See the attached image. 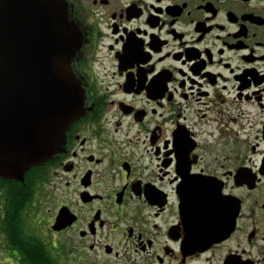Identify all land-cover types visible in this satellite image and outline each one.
I'll list each match as a JSON object with an SVG mask.
<instances>
[{"label":"flooded vegetation","instance_id":"obj_1","mask_svg":"<svg viewBox=\"0 0 264 264\" xmlns=\"http://www.w3.org/2000/svg\"><path fill=\"white\" fill-rule=\"evenodd\" d=\"M62 1L84 113L0 175V264H264V0Z\"/></svg>","mask_w":264,"mask_h":264},{"label":"water","instance_id":"obj_2","mask_svg":"<svg viewBox=\"0 0 264 264\" xmlns=\"http://www.w3.org/2000/svg\"><path fill=\"white\" fill-rule=\"evenodd\" d=\"M75 39L62 0H0V175L50 159L83 115L69 62Z\"/></svg>","mask_w":264,"mask_h":264},{"label":"rangeland","instance_id":"obj_3","mask_svg":"<svg viewBox=\"0 0 264 264\" xmlns=\"http://www.w3.org/2000/svg\"><path fill=\"white\" fill-rule=\"evenodd\" d=\"M50 206L49 204H47V207ZM45 209V208H44Z\"/></svg>","mask_w":264,"mask_h":264}]
</instances>
